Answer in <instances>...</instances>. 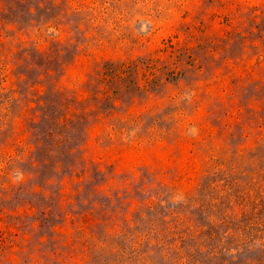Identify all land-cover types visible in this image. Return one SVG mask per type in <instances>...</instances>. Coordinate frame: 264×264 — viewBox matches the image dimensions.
Instances as JSON below:
<instances>
[{
    "label": "rangeland",
    "instance_id": "374dc122",
    "mask_svg": "<svg viewBox=\"0 0 264 264\" xmlns=\"http://www.w3.org/2000/svg\"><path fill=\"white\" fill-rule=\"evenodd\" d=\"M0 264H264V0H0Z\"/></svg>",
    "mask_w": 264,
    "mask_h": 264
}]
</instances>
